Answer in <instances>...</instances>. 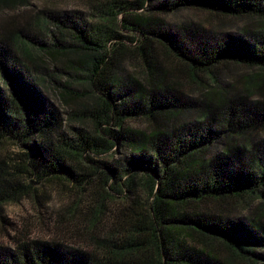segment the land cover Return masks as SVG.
Returning <instances> with one entry per match:
<instances>
[{"label":"trees","instance_id":"obj_1","mask_svg":"<svg viewBox=\"0 0 264 264\" xmlns=\"http://www.w3.org/2000/svg\"><path fill=\"white\" fill-rule=\"evenodd\" d=\"M83 1L95 13L53 15L60 37L47 42L35 31L45 18L0 21V149H17L0 155V219L32 184L65 182L72 204L57 221L83 240L0 241V264H264V30L160 19L199 10L264 25V0ZM38 53L70 58L53 88L86 86L95 102L69 120L91 129H66ZM127 54L141 72L121 66ZM232 64L251 71L242 89L221 87ZM193 85L198 97L185 90Z\"/></svg>","mask_w":264,"mask_h":264},{"label":"rangeland","instance_id":"obj_2","mask_svg":"<svg viewBox=\"0 0 264 264\" xmlns=\"http://www.w3.org/2000/svg\"><path fill=\"white\" fill-rule=\"evenodd\" d=\"M27 2L25 0H12L9 3H5L3 0H0V21H9V19L15 15L18 17H25V13L27 15L29 13L31 16L36 17L35 20L38 22L43 20L42 18H45L46 20H43V23L40 25L41 29L38 27V29L36 28L35 30L45 42L50 41L49 35L60 37L58 28H56L51 21L53 15L77 11L80 15L87 18L89 15L95 13L94 10L89 8V4L85 5L83 0H27ZM119 18H121V15H119ZM160 19L167 26H170V28L182 25L194 29V27L200 26L206 32L213 31L214 33H237L243 32L244 30L252 32V30L255 29L264 30L263 22H248L244 19L219 17L199 10H182L170 14L167 13L161 15ZM60 32L64 33L65 36L67 35L64 29H60ZM185 41V45H191L193 42L189 40V38L185 39ZM185 45H183V47H185ZM127 46L130 47L131 45L127 43ZM160 51L162 50L160 49ZM163 55L167 62L172 61L174 64L180 65L174 56ZM31 59L39 69V72L53 84V86L49 84V96H51L63 112L66 129L69 127H84L91 129V123L88 120H82L80 122L69 120V114L82 111L85 107L95 102V97L86 95V86L82 84L73 85V90L76 91L75 95L74 93L70 95L64 94L57 88H53L54 86L58 87L55 83L56 81H60L61 83L67 81L68 78L65 77L64 72L70 58L59 54L50 55L38 53L33 54ZM121 66L128 73H139L142 68L138 58H131L129 54L124 57ZM228 69V71L221 72V80L225 81L221 87L228 90L231 88L236 90L244 88L247 84L246 76L249 75L251 71L244 66L234 64L229 65ZM180 75L181 74L178 73V76L183 79L184 77ZM201 75L202 73H199V77L201 79L203 78L204 81V77ZM225 77H227L228 80H225ZM183 83L187 85L188 82L183 81ZM196 89V86L193 85V88L186 87L185 90L193 96L198 97L200 93ZM208 92L207 89L204 95L206 96ZM219 101L217 95H214L213 104L217 105ZM126 126L137 131H144L146 128V124L142 121H129L126 123ZM232 141L230 144L234 147L235 142ZM225 146L226 144L222 149L225 148ZM16 151L17 149L14 146H5L0 149V155L6 160L8 159L7 155H11ZM32 185L33 190H31L30 194L3 206L1 214L7 222H2L0 219V241L7 244L12 243L15 239H40L45 241L63 239L67 242L83 243L81 238L72 235L71 230L73 228H71L70 224L57 221L62 219L65 212L71 207L72 203L69 198L72 193L71 186L65 182L61 183L56 180L46 182L44 185Z\"/></svg>","mask_w":264,"mask_h":264}]
</instances>
